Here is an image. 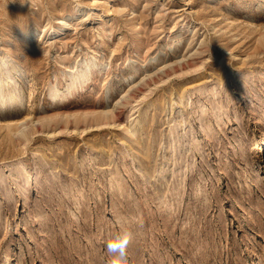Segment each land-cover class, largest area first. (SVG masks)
Segmentation results:
<instances>
[{"label":"rangeland","instance_id":"rangeland-1","mask_svg":"<svg viewBox=\"0 0 264 264\" xmlns=\"http://www.w3.org/2000/svg\"><path fill=\"white\" fill-rule=\"evenodd\" d=\"M4 59L0 264H264V0H0Z\"/></svg>","mask_w":264,"mask_h":264},{"label":"bare ground","instance_id":"bare-ground-1","mask_svg":"<svg viewBox=\"0 0 264 264\" xmlns=\"http://www.w3.org/2000/svg\"><path fill=\"white\" fill-rule=\"evenodd\" d=\"M72 19H73V18H72ZM66 21H67V20H66ZM70 21H71V20H70ZM66 27H67V26H66ZM63 28H64V27H63ZM42 29H43V28H42ZM50 29H52V28H50ZM55 29H56V28H55ZM66 30H67V29H66ZM66 30H65V31H66ZM65 31H64V32H65ZM56 32H57V31H56ZM139 32H140V31H139ZM40 35H41V34H40ZM56 35H57V34H56ZM60 36H61V35H60ZM262 37H263V36H262ZM146 40H147V39H146ZM141 42H142V41H141ZM147 51H148V50H147ZM156 55H157V54H156ZM144 57H145V56H144ZM156 57H157V56H156ZM156 57H155V59H156ZM176 57H177V56H176ZM90 58H92V57H90ZM165 58H166V57H165ZM88 59H89V58H88ZM152 59H153V58H152ZM145 60H146V59H145ZM145 60H144V61H145ZM91 61H92V59H91ZM91 61H87V62L84 64V66L81 67L80 69L73 70V72L75 73V76H74V78H73V85L76 83V81H77L79 78H81V77H83V76L85 77V74H86V72H87V69L90 70V68H91L92 65H96V64L98 65V63H95V62H94V63H95V64H94V63H92ZM94 61H95V60H94ZM8 62H9V59H4V60L1 62L0 66L5 68L6 65L8 64ZM142 62H143V61H141V63H142ZM185 63H188V62H187V61H185V62H184V61L181 62V60H180V61H174V62L171 61V63L168 62V64H164L163 67H162V65H161L160 68H158V69L156 68V69H157L156 72H154V74H153V72H152V74L155 75V73H156L157 76H160V74H162V75H165L166 78H168V75H169V74H168V71H169V70H172V71H173L172 74H174V73H176V72L178 71V68H179V67H181V70L184 69V65H186ZM143 64H144V63H143ZM82 65H83V64H82ZM79 66H80V64H79ZM92 69H93V68H92ZM4 70H6V69H4ZM94 70H95V69H94ZM85 71H86V72H85ZM158 71H162V73H160V72H158ZM7 72H8V71H7ZM88 72H89V71H88ZM91 72H92V71H91ZM157 72H158V73H157ZM3 73H4V72H3ZM76 73H77V74H76ZM169 73H170V72H169ZM177 73H178V72H177ZM10 74H11V73H10ZM91 74H92V73H91ZM5 75H6V74H5ZM150 75H151V74H150ZM153 75H151V76H149V77H150L151 79H153ZM88 76H89V75H88ZM5 77H6V76H3V75H2V78L5 79ZM144 77L146 78L147 76H144ZM60 78H61V77H60ZM145 78H144V79H145ZM128 79H129V78H128ZM141 80H142V78H141ZM1 81H2V80H1V76H0V82H1ZM146 81H147V80H146ZM2 82H3V81H2ZM2 82H1V83H2ZM8 82H9V81H8ZM136 82H137V80H136ZM140 83H142V81H141ZM71 84H72V83H71ZM71 84H70V85H71ZM134 84H136V83L134 82ZM138 84H139V83H138ZM1 86H5V83L3 82V84H2ZM1 86H0V88H1ZM74 86H75V85H74ZM79 86H80V85H79ZM135 86H137V85H135ZM138 86H140V84H139ZM138 86H137V87H138ZM52 87H53V88H52V92H53V93L51 94V96L53 97V95H54L56 92H58V91L60 90V88H58V87H56V86H54V85H52ZM72 88H73V87H72ZM1 90H2V88H1ZM1 90H0V91H1ZM10 90H12V89H10ZM133 90H134V88H133ZM8 91H9V90H8ZM12 91H13V90H12ZM71 91H72V89H71ZM91 91H92V90H91ZM74 92H75V91H74ZM128 92H129V91H128ZM5 93H6V92H5ZM73 94H74V93H73ZM75 94H76V93H75ZM19 95H20V94H19ZM71 95H72V94H71ZM67 96H69V95H68V94H67V95H64V96L60 97V99H61L62 101H65V100L67 99ZM74 96H75V95H74ZM125 96H126V95H125ZM1 97H4V93H3L2 91L0 92V98H1ZM7 97H8V95H7ZM18 97H19V96H14L12 93H11V95H10L11 100H12V99H13V100H18ZM58 98H59V97H58ZM182 98H183V97H182ZM69 99H70V98H69ZM0 100H1V103L6 101V100H5V101H4V100L2 101V99H0ZM121 100H122V99H121ZM18 101H19V100H18ZM213 101H214L213 103L215 104L216 101H215V100H213ZM6 102H7V101H6ZM118 102H121V101H118ZM62 104L64 105V103H62ZM118 104H119V103H118ZM118 104H117V105H118ZM117 105H116V107H117ZM93 107H94V106H93ZM100 108H101V107H100ZM113 108H115V106H114ZM219 108H220V107H219ZM62 110H63V109H62ZM94 110H95V109H94ZM110 110H111V109H110ZM113 110H114V109H113ZM115 110H116V109H115ZM115 110H114V111H115ZM100 111H103V110L100 109ZM105 111H107V110L105 109V110L103 111V113H104ZM62 112H64V111H62ZM107 112H109V110H108ZM107 112H105V115L110 114V112H109V113H107ZM112 112H113V111H112ZM103 113L101 114V112H99V114L102 115V117L104 116ZM61 114H63V113H61ZM97 114H98V112H97ZM99 114H98V115H99ZM111 114H112V113H111ZM113 114H114V113H113ZM81 115H82V114H81ZM95 115H96V114H95ZM95 115H94V116H95ZM98 115H97V117H98ZM117 115H118V114H117ZM87 116H88V115H87ZM88 117L90 118V116H88ZM105 117H106V116H105ZM109 117H111V115H110ZM113 117H114V115H113ZM29 118H30V117H28V118H26V119H29ZM106 118H108V117H106ZM111 118H112V117H111ZM39 119H40V118H39ZM103 119H104V117H103ZM113 119H114V118H113ZM34 120H35V118H34ZM94 120H95V119H94ZM94 120H93V121H94ZM96 120H97V119H96ZM96 120H95V121H96ZM100 120H101V119H100ZM104 120H105V119H104ZM106 120H109V119H106ZM28 121H30V124H31V125L36 124L35 121H33V119H32V120H28ZM28 121H27V122H28ZM36 121H37V119H36ZM39 121H40V123L43 122L42 120H39ZM39 121L37 122V125H39ZM101 121H102V120H101ZM101 121H100V122H101ZM14 122H15V121H14ZM27 122H25V123H26L25 126L28 124ZM33 122H34V124H33ZM100 122H99V123H100ZM106 122H107V121H106ZM43 123H44V122H43ZM30 124H29V125H30ZM96 124H97V123H96ZM31 125H30V126H31ZM27 127H29V126H27ZM25 128H26V127H24V125H22V129H18V130H20L21 132H24V129H25ZM26 130H27V129H26ZM26 130H25V131H26ZM28 130H29V129H28ZM29 132H30V131H29ZM29 132H28V134H29ZM26 133H27V132H26ZM126 141H127V140H126ZM260 146H261V144L258 145V148H259ZM168 149H169V148H168ZM263 149H264V140H263V143H262V147L258 150V152H261ZM182 151H183V150H182ZM180 156H181V155H180ZM181 157H182V156H181ZM167 159H168V158H166V160H167ZM166 160H165V161H166ZM171 162H172V161H171ZM164 163H165V162H164ZM168 163H169V161H168ZM166 165H167V164H166ZM162 166H163V165H162ZM160 167H161V166H160ZM164 167H165V165H164L163 167H161V170L159 169V170H160V171H159V175H160V176H163L164 172H165V174L167 173V172H166L167 170H166ZM166 168H167V167H166ZM164 169H165L166 171H165ZM146 171H147V170H146ZM157 175H158V174H157ZM179 175L181 176V174H179ZM183 175H185V174H183ZM164 177H165V176H164ZM160 178H161V177H160ZM162 181H164V180H162ZM165 185H166V184H165ZM165 185H164V187H165ZM161 186H163V184H162ZM161 186H159V187H161ZM164 187H163V188H164ZM161 188H162V187H161ZM157 189H158V188H157ZM159 189H160V188H159ZM160 190H161V189H160ZM160 190H159V191H160ZM162 191H163V190H162Z\"/></svg>","mask_w":264,"mask_h":264},{"label":"clouds","instance_id":"clouds-1","mask_svg":"<svg viewBox=\"0 0 264 264\" xmlns=\"http://www.w3.org/2000/svg\"><path fill=\"white\" fill-rule=\"evenodd\" d=\"M132 240L131 229L123 225L112 234L106 244L107 253L111 257L110 264H130L128 249Z\"/></svg>","mask_w":264,"mask_h":264}]
</instances>
